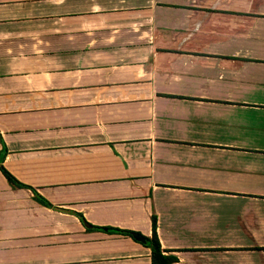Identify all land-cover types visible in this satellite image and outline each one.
Listing matches in <instances>:
<instances>
[{"label":"crops","instance_id":"obj_1","mask_svg":"<svg viewBox=\"0 0 264 264\" xmlns=\"http://www.w3.org/2000/svg\"><path fill=\"white\" fill-rule=\"evenodd\" d=\"M3 144L0 264H264V0H0Z\"/></svg>","mask_w":264,"mask_h":264},{"label":"trees","instance_id":"obj_2","mask_svg":"<svg viewBox=\"0 0 264 264\" xmlns=\"http://www.w3.org/2000/svg\"><path fill=\"white\" fill-rule=\"evenodd\" d=\"M6 153V148L5 145L3 144L1 150H0V171L2 172V174L5 176L6 180L9 182L10 185H12L13 187H23V188H28L33 196V199H35V201H37L38 203H40L43 206L46 207H54L45 197H43L35 188H33L32 186H29L27 184H24L22 182H20L19 180H17L10 172H8L1 164V161L4 157ZM76 215L83 220V217L80 213L76 212ZM95 228H100L103 229L105 231L108 232H112V233H119V234H126L129 236H132L133 233L130 230H126V229H120V228H116V227H111V226H94ZM143 238H145V242H147L150 247H151V255H152V264H171L172 260L174 257L171 256H167L165 254H163L161 246L159 244V241L156 237L155 234H153L152 238H147L145 236H142Z\"/></svg>","mask_w":264,"mask_h":264},{"label":"water","instance_id":"obj_3","mask_svg":"<svg viewBox=\"0 0 264 264\" xmlns=\"http://www.w3.org/2000/svg\"><path fill=\"white\" fill-rule=\"evenodd\" d=\"M132 236L137 239V240H140L142 242H145V238H143L141 235L137 234V233H133Z\"/></svg>","mask_w":264,"mask_h":264}]
</instances>
